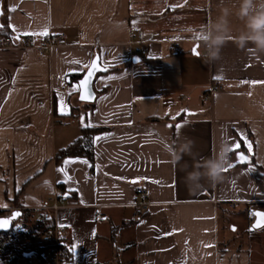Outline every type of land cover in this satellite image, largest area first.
<instances>
[{"label": "crops", "instance_id": "0c3cea01", "mask_svg": "<svg viewBox=\"0 0 264 264\" xmlns=\"http://www.w3.org/2000/svg\"><path fill=\"white\" fill-rule=\"evenodd\" d=\"M0 7L12 36L37 44L45 33L65 36L49 54L0 49L1 217L48 206L58 191L67 206L57 222L74 249L62 264H256L234 225L255 240L249 215L264 212V52L232 39L248 31L240 0ZM95 56L107 71L96 75L90 106L79 81ZM214 85L221 90L210 93ZM84 127L108 128L94 137V170L86 157L57 163ZM210 163L222 166L217 182ZM194 171L201 179L188 181L190 191ZM221 220L232 227L223 237ZM29 245L17 264H46Z\"/></svg>", "mask_w": 264, "mask_h": 264}, {"label": "built area", "instance_id": "2783aa9c", "mask_svg": "<svg viewBox=\"0 0 264 264\" xmlns=\"http://www.w3.org/2000/svg\"><path fill=\"white\" fill-rule=\"evenodd\" d=\"M65 42V36L62 34L48 33L42 36L41 43L37 44L31 37L8 36L0 39V49H36L40 54H49L53 48L61 46ZM140 53L139 48H135ZM221 90V86L214 85L210 89L213 91ZM209 96H206L208 98ZM137 195L141 197V202L137 204L140 211L147 210L149 202L145 188L136 189ZM67 206V198L63 193L54 192L50 197V204L43 206L35 212V223L30 229L27 224L25 227L9 230L0 233V241H11L16 245L35 244L43 245L45 251L43 256L46 258V264H62L70 258V250L67 244L69 230L67 227L57 222V213ZM235 203H231L230 207L234 208ZM18 210V209H17ZM21 210V209H19ZM255 214L249 215L250 223L255 222Z\"/></svg>", "mask_w": 264, "mask_h": 264}, {"label": "trees", "instance_id": "16d2710c", "mask_svg": "<svg viewBox=\"0 0 264 264\" xmlns=\"http://www.w3.org/2000/svg\"><path fill=\"white\" fill-rule=\"evenodd\" d=\"M11 36V33L8 32L4 26L0 28V39ZM115 69H108V71H113ZM118 70V68L116 69ZM81 77H78L80 79ZM90 106L92 104H88ZM74 110L72 111V115H74ZM108 128L102 127H84L81 130L80 137L75 140L71 145L67 148L59 150L56 154L55 160L56 162H60L64 158L67 157H86L90 160L92 164V170H94V149H93V140L95 135L107 131ZM20 216L12 221V226L10 230H13L14 223L18 221H22L23 224L26 225L30 219L35 216V212L33 210H19ZM5 214L4 211L0 210V217ZM29 244L16 245L11 241H0V264H17L19 260L25 257V252L28 249ZM35 253L38 257H42L45 247L43 245H34Z\"/></svg>", "mask_w": 264, "mask_h": 264}, {"label": "clouds", "instance_id": "9594fccd", "mask_svg": "<svg viewBox=\"0 0 264 264\" xmlns=\"http://www.w3.org/2000/svg\"><path fill=\"white\" fill-rule=\"evenodd\" d=\"M239 12L242 18L246 20V28L248 29L246 34H242L240 37H233L232 39L237 41L241 48H244L247 44L254 45L258 52H264V0H240ZM212 37L209 36L211 41ZM225 40H218L217 47H222ZM222 173V166L216 167L214 164H208V179L212 182H217ZM201 179L198 172L188 173L185 177V182L191 191L188 181H198Z\"/></svg>", "mask_w": 264, "mask_h": 264}, {"label": "water", "instance_id": "95a60500", "mask_svg": "<svg viewBox=\"0 0 264 264\" xmlns=\"http://www.w3.org/2000/svg\"><path fill=\"white\" fill-rule=\"evenodd\" d=\"M2 14H3V11H2V9L0 7V28L2 27V24H1ZM139 61H140L139 59H134L133 60L134 63H137ZM89 71L92 72L91 82H90V85H89V87L91 88V95L89 94V92L87 91V89L84 88L81 85V82L85 79V77H86V75H87V73ZM106 71H107V69L106 68H103L101 66L99 57L98 56H95V58L92 61V64L88 68L87 72L85 73V75L83 76V78L79 81V89H80L79 100L81 102L87 103V104L94 103V101L96 99V93H95L94 88H93L94 80H95L97 74L104 73ZM81 95H83L85 97L83 100L80 98ZM254 214H255V218L256 219H255V222L251 226V230L252 231L259 230V229H262L264 227V212H262L260 210H256L254 212ZM19 216H20V212H19V210H16V211H14L12 213V215L9 218L0 217V221L7 220V221H9V224H10V226L7 229H0V233L1 232H7V231H9L11 229V226H12V221L15 220V219H17Z\"/></svg>", "mask_w": 264, "mask_h": 264}, {"label": "rangeland", "instance_id": "374dc122", "mask_svg": "<svg viewBox=\"0 0 264 264\" xmlns=\"http://www.w3.org/2000/svg\"><path fill=\"white\" fill-rule=\"evenodd\" d=\"M239 221L243 223L244 219L239 218ZM234 226L237 227V231H235V236L238 238L235 240L237 246H239L240 249L251 250L254 254L253 260L256 261V264H264V228L256 231L254 240L253 237H250L242 229L238 228L240 226H237V224ZM22 227H25L23 224V219L21 222H15L13 228L18 229ZM259 231L260 233H257ZM220 232L222 237L223 235L226 236L232 233V227L228 225L226 220H221Z\"/></svg>", "mask_w": 264, "mask_h": 264}, {"label": "snow or ice", "instance_id": "6c2138e0", "mask_svg": "<svg viewBox=\"0 0 264 264\" xmlns=\"http://www.w3.org/2000/svg\"><path fill=\"white\" fill-rule=\"evenodd\" d=\"M11 10H14V9H11ZM10 27H12V26H10ZM13 30H15L14 27H13ZM45 34H47V33H45ZM24 35H29V33H24ZM17 39H19V36H17ZM91 77H92V72L89 71L87 73L85 79L81 82V85L87 89V91L89 92L90 95H91V88L89 87V85L91 82ZM80 98L83 100L85 97L83 95H81ZM177 127H179V126H177ZM9 226H10L9 221H7V220L0 221V229H7ZM70 251H74V249H70Z\"/></svg>", "mask_w": 264, "mask_h": 264}]
</instances>
